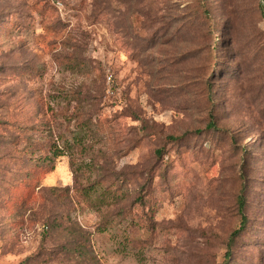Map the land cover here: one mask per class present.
<instances>
[{
    "label": "rangeland",
    "instance_id": "obj_1",
    "mask_svg": "<svg viewBox=\"0 0 264 264\" xmlns=\"http://www.w3.org/2000/svg\"><path fill=\"white\" fill-rule=\"evenodd\" d=\"M200 2L0 0V264H264V0Z\"/></svg>",
    "mask_w": 264,
    "mask_h": 264
},
{
    "label": "trees",
    "instance_id": "obj_2",
    "mask_svg": "<svg viewBox=\"0 0 264 264\" xmlns=\"http://www.w3.org/2000/svg\"><path fill=\"white\" fill-rule=\"evenodd\" d=\"M200 6L203 9V12L206 16H208V9L206 6V0H200ZM209 128L211 129H216V123L213 120V118L211 119V122L208 125ZM170 141H176L177 139L174 137H170L169 138ZM67 150L66 148H61L59 147L56 143L52 144L49 147L48 150V155L46 156V161H48V163H51L52 161H54L56 158H60L63 157L67 154V151L69 150L70 145H67ZM245 189L246 187H243L241 194L238 197V205H239V212L241 215V224L238 230H236L231 236H230V240H229V248L232 247L235 243V240L239 237V235L245 230L247 224H248V219L245 215V207H246V196H245ZM93 190V188H89L86 190L85 194L87 197H90V192ZM94 194H97V200L99 203L101 204H109V203H114L119 201V199L116 196V193L113 192V190H103L102 188L96 189ZM112 201V202H111ZM126 214V213H125ZM124 209H121L120 212L117 213V218L124 216ZM111 224V223H109ZM110 231L109 226H99L97 228V232L99 234H106ZM124 242H126V244H123ZM129 238H126L125 240H123V243L120 246V249L123 251H128V247H129ZM79 251H83L84 249L82 247L78 248ZM225 258L227 259L226 262H228V260L231 259V251H228Z\"/></svg>",
    "mask_w": 264,
    "mask_h": 264
}]
</instances>
